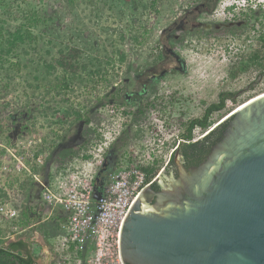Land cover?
Masks as SVG:
<instances>
[{"label": "rangeland", "instance_id": "rangeland-1", "mask_svg": "<svg viewBox=\"0 0 264 264\" xmlns=\"http://www.w3.org/2000/svg\"><path fill=\"white\" fill-rule=\"evenodd\" d=\"M131 1L15 0L22 7L27 5L48 12L51 19L44 46L51 48L50 56L56 55L58 48L77 47L82 51V62L96 60L108 65L103 67L95 61L88 68L89 75L80 78L67 95L46 94L43 83L33 80L38 76L35 66L28 63L33 55L22 59V64L28 65L20 73L12 71L8 63L0 67L1 196L6 194L4 188L15 186L17 190L25 179L32 178L13 171L11 154L22 157L39 181L46 173L51 176V172L65 169L54 167L56 152L64 147H79L84 140L81 123H73L72 116L64 119L69 110L82 113L90 106L89 127L98 136L78 151L69 164L72 170L81 171L85 162L101 160V165L109 162L112 169L130 165L157 168L158 178L182 142L181 124L200 118L207 106L218 102L220 94L234 95V103L225 101L228 114L222 111L211 116L209 129H212L240 104L264 93V70L260 71L247 59L255 51L263 54L260 39H264V0H235L236 10L229 22L210 19V14L224 0H216L202 14L192 13L202 0H159L157 16L139 5L133 7ZM240 21L245 22L243 31L234 27ZM228 26L230 29H224ZM170 27L172 33L168 37H184L181 45L165 40L164 32ZM144 30L147 35L141 44L136 43L133 37L141 41ZM225 30L230 33H222ZM166 41L175 57L162 52V42ZM118 51L125 56L122 63L118 61ZM243 67L246 69L241 70ZM97 69H100L98 74L94 73ZM161 71H164L162 77L154 84L157 109L149 111L145 124L133 123L131 112L137 108L141 93L136 83L146 85L148 76ZM256 74L262 77L257 78ZM39 84L38 89L30 87ZM148 96V93L144 95ZM205 134L195 129L194 141ZM103 143L107 147L98 151ZM90 153L98 157L93 159L88 155L85 159ZM33 154L34 158L41 154V165L34 164ZM100 166H93L95 176ZM35 170L40 172V177ZM53 254L51 264H83V259L74 252L53 251Z\"/></svg>", "mask_w": 264, "mask_h": 264}, {"label": "water", "instance_id": "water-1", "mask_svg": "<svg viewBox=\"0 0 264 264\" xmlns=\"http://www.w3.org/2000/svg\"><path fill=\"white\" fill-rule=\"evenodd\" d=\"M228 119L203 162L185 168L177 147L138 195L121 226L124 264H264V93Z\"/></svg>", "mask_w": 264, "mask_h": 264}, {"label": "trees", "instance_id": "trees-1", "mask_svg": "<svg viewBox=\"0 0 264 264\" xmlns=\"http://www.w3.org/2000/svg\"><path fill=\"white\" fill-rule=\"evenodd\" d=\"M136 1H138L136 3ZM159 0H132L134 4L133 7L139 5L144 11L148 10L154 16L159 14ZM15 5V6H14ZM197 3L195 2V6ZM197 8V7H196ZM195 13L194 9L192 13ZM3 16V18H1ZM51 17L46 10L42 8H30L29 6L22 7L21 5L15 4V0H0V67H3L5 63L9 64L12 71L20 73L21 70L26 69L28 63L35 66V72L38 76L34 77V81L38 83H43L42 88L45 89L46 94L55 95H67L69 91L72 90L73 85H75L80 78L84 75H89L88 68L94 65V62L84 63L82 59V51L77 47L72 48H58L56 55L50 56L51 48H46L47 45L46 38L48 31V22ZM166 33V35H165ZM172 33V28H168L164 32V38L169 41L168 34ZM187 33V32H185ZM184 33V34H185ZM222 33H230L228 30ZM238 35L240 33H237ZM145 35H147V30H144V34L141 35V41L138 37H133V40L141 44ZM170 41L173 44L181 45L184 41L182 36H173ZM262 42L261 50L255 51L249 55L247 58L250 63L256 65L257 69L264 70V39H260ZM170 42V43H171ZM51 44V42H48ZM162 52L167 56H173L171 46H168L167 41L162 42ZM33 58L29 59L28 63L22 64V59L31 56ZM118 61L123 62L125 56L122 52L118 51ZM161 56V55H160ZM159 56V58H161ZM48 58V60H46ZM103 67L108 65V62L102 64L97 62ZM99 65V66H100ZM9 68V69H10ZM245 70L246 68H240ZM105 74V70H101ZM94 73H100V69H97ZM164 71L159 74H151L148 76L147 80L149 83L140 84L136 83L137 91L141 92L137 99L138 106L131 112L132 122L138 125L145 124L148 119V113L150 110H156V93L157 87L154 85L163 75ZM53 77L51 81L48 78ZM34 89L40 88V84L36 86H30ZM6 88V87H5ZM3 88V89H5ZM148 93V97L144 95ZM232 94H220L219 100L215 104H211L204 109V112L200 118H195L181 124L183 130L180 134L181 144L178 145L180 151V156L185 168L192 166H197L205 160L208 152L212 146L217 143L221 138L228 125L230 119L222 121L209 129L212 125L211 116L214 113L224 112L229 113V109L225 107V101L230 100L234 103ZM151 97L153 99L151 100ZM90 106H86L80 112H71L70 110L65 113V118L73 117V123H81L83 130L81 136L84 139L79 147H64L59 149L54 157L53 165L56 168H66L76 156H78V151L85 148L90 144L91 141H95L98 137L95 132L89 127L91 125L90 117ZM66 121V120H64ZM199 129L201 132H206V134L197 141H194L193 131ZM109 151L106 152L108 154ZM87 159V156H84ZM107 161V157H106ZM142 172L146 174V178L150 180L155 176L157 168H149L142 165L137 166ZM110 163L104 162L96 176L93 180L95 192H100L103 183L106 180L108 172L113 169L110 168ZM109 170V171H108ZM151 186L158 189V185L154 182ZM55 234V236L58 235ZM23 244L17 243L10 245L8 248L0 247V264H35V259L33 256H23L20 253H16L17 250H21ZM82 257V256H80Z\"/></svg>", "mask_w": 264, "mask_h": 264}, {"label": "built area", "instance_id": "built-area-1", "mask_svg": "<svg viewBox=\"0 0 264 264\" xmlns=\"http://www.w3.org/2000/svg\"><path fill=\"white\" fill-rule=\"evenodd\" d=\"M235 3V0H224L222 6L210 14V19L231 21L236 10ZM106 145H99L98 151H102ZM88 155H92L93 159L98 157L93 153ZM11 156V167L16 174L25 173L41 185L42 202L50 208L60 206L67 213L63 234L52 242L56 252H74L75 256H82L83 264H124L119 248L122 223L138 195L157 179L155 176L148 180L146 174L135 165L119 166L108 172L96 200L93 166L99 167L101 160L85 162L86 166L82 165L81 171L77 168L72 170L69 165L55 172L50 183L43 184L31 173L22 157ZM31 157L33 159L34 154ZM32 161L37 166L41 165V154ZM5 192L7 197L12 196L8 190ZM0 217L14 219L17 211L4 202L0 204Z\"/></svg>", "mask_w": 264, "mask_h": 264}, {"label": "crops", "instance_id": "crops-1", "mask_svg": "<svg viewBox=\"0 0 264 264\" xmlns=\"http://www.w3.org/2000/svg\"><path fill=\"white\" fill-rule=\"evenodd\" d=\"M53 175L52 172L51 176L44 174L39 178L40 183H50ZM15 189V186L4 188L12 193L11 197L4 193L0 195V204L8 203L17 211L14 219L0 217V247L6 249L10 245L21 243L23 248L16 253L33 256L35 264H51L55 256L52 242L63 234L67 213L60 206H46L41 200V185L32 178L25 179L18 191ZM57 232L59 233L55 236Z\"/></svg>", "mask_w": 264, "mask_h": 264}, {"label": "flooded vegetation", "instance_id": "flooded-vegetation-1", "mask_svg": "<svg viewBox=\"0 0 264 264\" xmlns=\"http://www.w3.org/2000/svg\"><path fill=\"white\" fill-rule=\"evenodd\" d=\"M216 2V0H202L201 1V3L199 4V6H197V8H194V11H195V13H197V14H202V13H207L208 11H209V6L212 4V3H215ZM253 9H255V6H254V8ZM243 23H244V25H245V22H243V21H240L239 23H237V25L236 26H234V27H237L238 29H241L242 31H243ZM227 25H230V24H227ZM234 27H231V28H234ZM224 29H230L229 28V26L228 27H226V28H224ZM257 75V78H259V77H262V75L261 74H256ZM264 75V74H263ZM150 82V81H149ZM208 107V106H207ZM178 153H180V151L178 152ZM109 170H110V168H109ZM108 170V171H109ZM169 170H170V172L171 173H173L175 176H177V170H176V168L174 169V167L173 168H169ZM168 170V171H169ZM151 188V191L152 192H158L159 191V188L157 189V190H155V187H153V186H150Z\"/></svg>", "mask_w": 264, "mask_h": 264}]
</instances>
